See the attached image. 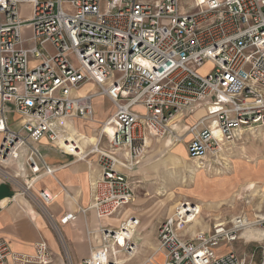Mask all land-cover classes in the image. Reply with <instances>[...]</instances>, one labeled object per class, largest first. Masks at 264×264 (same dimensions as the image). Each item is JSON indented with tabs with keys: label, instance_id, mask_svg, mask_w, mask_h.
I'll use <instances>...</instances> for the list:
<instances>
[{
	"label": "built area",
	"instance_id": "built-area-1",
	"mask_svg": "<svg viewBox=\"0 0 264 264\" xmlns=\"http://www.w3.org/2000/svg\"><path fill=\"white\" fill-rule=\"evenodd\" d=\"M206 62L211 68L201 73ZM98 96L114 107L103 122L113 132L101 124L97 142L81 156L74 146H60L63 122L93 120ZM198 109L203 113L193 123L181 125ZM8 113L18 115L16 127ZM258 127H264V0H193V10L181 9L180 0H0V164L25 150L22 191L46 211L53 196L45 189L34 195L32 184L55 169L37 144L46 140L88 166L96 155L91 203L78 210H92L96 224L86 228L89 254L79 264H124L121 254L135 255L139 218L131 214L118 226L102 220L133 201L129 177L142 163L146 139L186 141L188 158L210 167L238 132ZM195 215V203L176 207L158 226L161 260L150 256L143 264H252L253 255L247 260L234 244L245 231H264V214H236L187 239L181 229ZM74 219L67 212L59 222ZM8 261L50 264L52 253L43 239L32 254L0 240V264Z\"/></svg>",
	"mask_w": 264,
	"mask_h": 264
},
{
	"label": "rangeland",
	"instance_id": "rangeland-1",
	"mask_svg": "<svg viewBox=\"0 0 264 264\" xmlns=\"http://www.w3.org/2000/svg\"><path fill=\"white\" fill-rule=\"evenodd\" d=\"M180 7L184 10H193V0H180ZM26 13L27 7L22 6L21 16H26ZM210 68L211 64L206 62L200 72L205 73ZM89 88V85H85L80 93ZM93 104L95 112L92 122L73 120L75 121L73 128L85 136L93 134L96 137L107 115L103 116L107 114L110 106L106 101L96 100ZM136 109L140 111L141 108ZM202 112V109H198L186 115L181 125L188 124L191 115L198 116ZM17 118L16 113H8L11 127L16 126ZM181 125L180 127H183ZM66 133L68 131L64 130L63 134L66 135ZM164 140V138L149 137V144L144 151L142 163L129 177L134 201L124 208L134 211L141 219L140 226L145 224L147 230L139 232L137 228L133 237L137 251L128 260L127 256L121 254L120 257L127 260L124 264H143L142 262L150 256L156 261L161 260L158 255V226L183 202L197 204L199 211L195 219L181 229V234L187 239L193 237L189 235L193 229H198L195 232L197 233L200 227L208 226L205 231L201 230L207 232L213 224L225 222L236 214H244L249 219L264 214V127L244 129L238 132L234 141L225 145L226 149L218 159L219 163L210 161V167L205 166V163L199 169L196 168V164L201 162L182 155L183 149L186 150V141L172 143L165 150L162 144ZM83 145L87 146L88 143L83 141ZM44 146H46L44 143L39 144L42 153ZM89 149L90 147L87 146L85 151ZM88 159L97 165L96 155H90ZM0 173L2 175L11 174L9 164H0ZM124 211L125 209L121 210L115 216L121 215ZM115 216L108 217V220L113 222ZM151 229H154L152 238L156 244L145 242ZM254 236L244 235L234 244V249L247 260L253 255L252 264H260L264 256V231L260 230ZM62 248L67 264H79L74 260L70 261L63 246ZM226 249L228 248L221 247L219 251Z\"/></svg>",
	"mask_w": 264,
	"mask_h": 264
},
{
	"label": "crops",
	"instance_id": "crops-1",
	"mask_svg": "<svg viewBox=\"0 0 264 264\" xmlns=\"http://www.w3.org/2000/svg\"><path fill=\"white\" fill-rule=\"evenodd\" d=\"M49 48L52 49L51 46ZM96 100L106 101L109 104L108 112L103 116L107 115V119L114 111L113 105L104 96L95 97L93 101ZM194 115H191L190 120L188 119V124L193 123L200 116ZM94 121L99 124L98 121ZM72 122L75 121L72 120ZM40 143L46 145L43 153L39 150L46 163L54 168L55 172L53 176L43 175L34 182L32 184L35 188L33 194L35 195L39 189H45L53 196V200L45 206L46 211H44L36 200L22 191V185L27 180L26 176L29 175L28 169L24 165L25 150H22L21 157L17 161L9 163L10 172L13 175L8 174L14 178L5 177L0 173V240L5 241L15 252L32 254L35 242L43 239L52 253L50 264H67L62 246L70 261L80 262L89 254L85 231L87 226L96 224V217L92 210H88L85 214L78 210L91 203L90 188L92 181L99 174L98 165L92 164L91 167L87 165L86 160H75L71 155L62 153L55 146L48 144L46 140H42ZM39 144H37L38 148ZM162 144L165 150L170 147L165 140ZM182 153L183 157L188 158L186 150L183 149ZM124 209L125 211L121 215L115 216L113 222L108 218L102 221L117 226L120 220L129 215L137 216L130 208ZM67 212L75 213V219L61 224L59 219ZM139 220L138 231L147 230L145 224L140 226L141 219L139 218ZM206 227L208 228V226ZM206 227H200V231H205ZM153 230H149L150 234L145 240L147 244H156L152 238ZM197 230L193 229L189 235L194 236ZM259 232V229L251 231L249 236H254ZM6 264L13 263L8 261Z\"/></svg>",
	"mask_w": 264,
	"mask_h": 264
},
{
	"label": "bare ground",
	"instance_id": "bare-ground-1",
	"mask_svg": "<svg viewBox=\"0 0 264 264\" xmlns=\"http://www.w3.org/2000/svg\"><path fill=\"white\" fill-rule=\"evenodd\" d=\"M90 122H92V120L90 121ZM70 123H72V125L70 124ZM63 126L65 127V130H67L68 131V133H66V135H64V134H60L59 135V137H58V140H57V143L60 145V146H62V147H65L66 149H68L70 146H74L76 149L73 151L75 154H77V155H82L84 152H86L85 150H86V148H87V146H90L91 144H95L96 142H97V135H96V137H94V135L93 134H90V135H88V136H85V135H83L82 133H79V132H76V128H73V126H74V122H70V121H64L63 122ZM102 127H103V129H104V131L105 132H108V133H112L113 132V126H111V125H108V124H105V123H102ZM70 128V129H69ZM98 128V127H97ZM181 127L180 126H175V129H180ZM83 141L85 142V143H88V145L87 146H84L83 145ZM148 142H149V139H146V141H145V151H146V149H147V147H148ZM165 142L169 145V146H171V144H172V142H171V140L169 139V138H166L165 139ZM202 162L201 163H197L196 164V168H201L202 167ZM194 170V169H193ZM197 170V169H196ZM4 175H6V176H11V175H9L8 173H4ZM93 182V181H92ZM251 184V183H250ZM249 185V184H248ZM248 188V187H247ZM253 188V187H252ZM252 188L250 189V190H252ZM134 201V200H133ZM181 204H183V203H181ZM180 204V205H181ZM179 205V206H180ZM196 210H197V214H198V205L196 204ZM196 216V215H195ZM108 218V217H107ZM128 218V217H127ZM127 218H124V219H127ZM195 219V217L193 218V220ZM123 220V219H122ZM121 221V220H120ZM119 224H120V222H119ZM118 224V225H119ZM117 225V226H118ZM255 230H258L257 228H253V229H250V230H248V231H245L246 233L247 232H251V231H255ZM245 233V234H246ZM245 234H243L242 235V237L245 235ZM128 260V259H127ZM126 259H124V262L125 261H127ZM123 263V262H122Z\"/></svg>",
	"mask_w": 264,
	"mask_h": 264
},
{
	"label": "water",
	"instance_id": "water-1",
	"mask_svg": "<svg viewBox=\"0 0 264 264\" xmlns=\"http://www.w3.org/2000/svg\"><path fill=\"white\" fill-rule=\"evenodd\" d=\"M183 204H186V202H183Z\"/></svg>",
	"mask_w": 264,
	"mask_h": 264
}]
</instances>
